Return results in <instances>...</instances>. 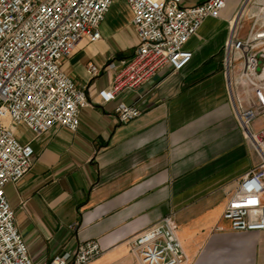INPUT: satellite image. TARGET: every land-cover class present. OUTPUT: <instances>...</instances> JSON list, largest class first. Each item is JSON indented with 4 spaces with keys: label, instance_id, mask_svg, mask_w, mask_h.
Instances as JSON below:
<instances>
[{
    "label": "crops",
    "instance_id": "1",
    "mask_svg": "<svg viewBox=\"0 0 264 264\" xmlns=\"http://www.w3.org/2000/svg\"><path fill=\"white\" fill-rule=\"evenodd\" d=\"M241 1L228 0L220 18L206 19L190 37L193 58L182 71L161 69L103 105L98 91L112 79L108 62L129 56L138 43L128 5L114 1L100 24L101 38L82 39L61 60V70L85 87L90 105L81 109L76 131L57 126L33 138L30 170L5 186L34 264L73 253L89 239L103 251L87 264H139L130 239L169 213L185 264H264V230L231 231L222 219L238 178L256 162L217 55ZM89 62L100 67L98 75L88 73ZM120 102L138 105L140 115L118 124ZM18 131L27 140L29 134Z\"/></svg>",
    "mask_w": 264,
    "mask_h": 264
},
{
    "label": "built area",
    "instance_id": "2",
    "mask_svg": "<svg viewBox=\"0 0 264 264\" xmlns=\"http://www.w3.org/2000/svg\"><path fill=\"white\" fill-rule=\"evenodd\" d=\"M114 1L125 2L132 14L138 43L132 53L112 59L110 84L98 91L103 105L124 91H134L158 71H182L193 58L186 43L206 19H218L228 0H0V264H34L15 225L5 186L16 183L31 168L33 138L59 126L76 131L81 109L90 105L84 86L60 68L82 39L101 38L100 24ZM249 19L245 34L243 17ZM222 51L229 100L246 142L257 162L241 175L222 213L235 232L264 230V101L248 106L233 90L263 73L264 0H242L228 25ZM91 76L101 71L89 62ZM141 113L136 104L120 102L118 124ZM29 134L27 140L18 130ZM217 230H224L217 226ZM174 214L161 216L133 236L130 250L139 264H185ZM103 249L94 239L79 242L73 253L52 256L47 264H87Z\"/></svg>",
    "mask_w": 264,
    "mask_h": 264
},
{
    "label": "rangeland",
    "instance_id": "3",
    "mask_svg": "<svg viewBox=\"0 0 264 264\" xmlns=\"http://www.w3.org/2000/svg\"><path fill=\"white\" fill-rule=\"evenodd\" d=\"M248 27H249V19L246 16H244L242 34L246 33ZM259 50H260L259 51L260 53L262 54L264 53V44L260 46ZM218 52H219V54H217L218 57H221L222 56L221 51H218ZM252 80L254 83H250L249 81L245 87H241L240 85H237V84L234 85L233 90L239 93L240 97L242 98V101L246 105L254 107V106L261 105V103L264 101V70H263V73H259L258 76H256ZM248 146L251 148L249 144ZM256 162H257V157H256Z\"/></svg>",
    "mask_w": 264,
    "mask_h": 264
}]
</instances>
